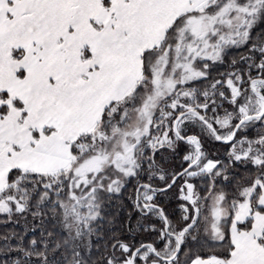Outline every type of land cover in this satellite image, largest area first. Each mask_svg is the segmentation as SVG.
<instances>
[{
  "label": "snow or ice",
  "instance_id": "obj_1",
  "mask_svg": "<svg viewBox=\"0 0 264 264\" xmlns=\"http://www.w3.org/2000/svg\"><path fill=\"white\" fill-rule=\"evenodd\" d=\"M0 264H264V0H0Z\"/></svg>",
  "mask_w": 264,
  "mask_h": 264
},
{
  "label": "trees",
  "instance_id": "obj_2",
  "mask_svg": "<svg viewBox=\"0 0 264 264\" xmlns=\"http://www.w3.org/2000/svg\"><path fill=\"white\" fill-rule=\"evenodd\" d=\"M0 223H2V222H0Z\"/></svg>",
  "mask_w": 264,
  "mask_h": 264
}]
</instances>
